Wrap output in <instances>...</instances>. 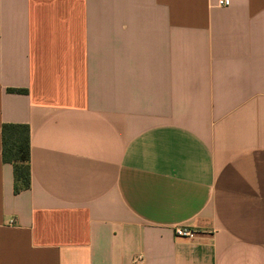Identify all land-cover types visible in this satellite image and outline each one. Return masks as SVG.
<instances>
[{"label":"crops","instance_id":"0c3cea01","mask_svg":"<svg viewBox=\"0 0 264 264\" xmlns=\"http://www.w3.org/2000/svg\"><path fill=\"white\" fill-rule=\"evenodd\" d=\"M219 1L0 0V264H264V0Z\"/></svg>","mask_w":264,"mask_h":264},{"label":"trees","instance_id":"16d2710c","mask_svg":"<svg viewBox=\"0 0 264 264\" xmlns=\"http://www.w3.org/2000/svg\"><path fill=\"white\" fill-rule=\"evenodd\" d=\"M11 92L25 93L23 90ZM3 159L14 166L15 193L31 186L30 173V128L24 124H4L2 127Z\"/></svg>","mask_w":264,"mask_h":264},{"label":"built area","instance_id":"2783aa9c","mask_svg":"<svg viewBox=\"0 0 264 264\" xmlns=\"http://www.w3.org/2000/svg\"><path fill=\"white\" fill-rule=\"evenodd\" d=\"M230 3H231L230 0H220L218 5L220 7H228L230 6ZM175 234L177 237L188 238V239H193L196 236V232L193 229L185 226L176 227Z\"/></svg>","mask_w":264,"mask_h":264}]
</instances>
